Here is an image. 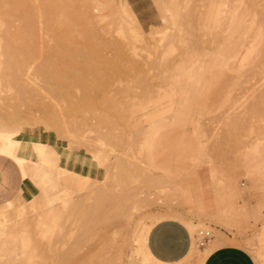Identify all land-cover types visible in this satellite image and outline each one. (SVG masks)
Here are the masks:
<instances>
[{"label":"rangeland","instance_id":"1","mask_svg":"<svg viewBox=\"0 0 264 264\" xmlns=\"http://www.w3.org/2000/svg\"><path fill=\"white\" fill-rule=\"evenodd\" d=\"M262 28L264 0H0V128L22 130L37 165L21 175L15 221H0V264H144L164 217L202 226L187 257L162 264H203L202 229L210 246L238 245L264 264ZM212 61L222 76L175 125L200 152L188 171L165 173L145 138ZM64 160L93 183L67 207L52 184ZM31 198L37 212L21 211Z\"/></svg>","mask_w":264,"mask_h":264},{"label":"crops","instance_id":"2","mask_svg":"<svg viewBox=\"0 0 264 264\" xmlns=\"http://www.w3.org/2000/svg\"><path fill=\"white\" fill-rule=\"evenodd\" d=\"M159 133L152 142L151 156L155 165L168 174H181L192 168L200 150L192 132L172 126ZM0 172L9 177L7 187L0 185V203L6 200L0 204L2 206L19 198L20 195H16L21 187V175L22 178L24 175L22 168L3 154H0ZM192 243L187 224L176 217H164L155 222L147 239L151 253L167 263H176L187 257L192 251ZM203 249H209L203 264H256L250 252L238 245L210 246L208 243Z\"/></svg>","mask_w":264,"mask_h":264},{"label":"bare ground","instance_id":"3","mask_svg":"<svg viewBox=\"0 0 264 264\" xmlns=\"http://www.w3.org/2000/svg\"><path fill=\"white\" fill-rule=\"evenodd\" d=\"M181 8H182V6H181ZM181 8H180V10L183 9V8L182 9ZM171 10H168V11H171ZM219 11H218V13H220ZM178 12L176 14H178ZM225 13L228 14V18H227L228 19V22H227L228 26L227 27L230 30L229 34L231 36V35H233V33H231L233 31L232 29L235 28L233 23L238 18L237 14H236V6H233V7L231 6L230 9L229 8L226 9ZM176 14H174V12H173V15H176ZM168 16H169V13H168ZM175 17H174V19H175ZM172 21H174V20H172ZM237 22L240 24V21H237ZM257 35H255V36H257ZM257 38L259 39V37H257ZM228 39L230 40V37ZM256 39H254V40H256ZM255 43L257 44V42H255ZM250 49H251V52H252L253 48L251 46H250ZM223 50H224V48H223ZM251 52L249 54L250 56H251ZM237 55H239V54H237ZM247 55L248 54H245L243 56V58L246 59V57L249 56V55L248 56ZM219 56H221V55L219 54ZM244 61L245 60H243V63H245ZM262 62H260L261 65H262ZM243 63L241 65H244ZM260 63H259V65H260ZM214 64H215L214 61H212L207 66H204V67L201 66V68L193 70V72H192L193 76L196 79H198L199 81L196 82L195 85H193V86L182 85V87L180 89L181 92H180V99H179L178 105H176L175 107L172 106L173 107V109H172L173 114H172V119H171L170 122L165 121L163 118H159L155 122L153 121L154 123L151 126V130L148 132V134H147V136L145 138V141H146L145 142V146H146L147 154L151 155L152 142H153V139H154V137H155V135L157 133H159L160 131L161 132L165 131V130H167V128L175 126V125H179V124H184L185 125V124H187L189 122V119L192 117L193 114H194V117H195V115H197L199 113V111L201 109V106H202L201 100L204 99V97L211 92L215 81L217 79H219L220 76H222V74H223L222 71H219L218 73H215L213 71ZM257 64H258V62H257ZM261 65H260V68L263 67V65H262V67H261ZM253 69H254V67H253ZM257 73H259V72H257ZM261 73H262L263 78H264V69L263 68L261 69ZM253 74L255 75V73H253ZM260 78H261V76H260ZM256 81L258 82L259 80L256 79ZM262 81H264V80H262ZM21 131L18 130V129L10 130V129H7V128H0V133H2L3 137H4V138L0 139V154H3L4 151H8L9 150L10 144L8 142L7 137L11 136V144L18 145V147H16L13 151H14V154L16 156V159L23 162L22 171H23V175H24L25 180H27L30 177V172H31L32 167L33 168H37V165H34V166L33 165H29L30 157H29V155L27 153L23 152L24 149H25L24 147L26 146L25 145V140L21 139V138H18L16 136V134H18V132L21 133ZM23 133L24 132H22V134ZM96 157L99 158L100 156L96 155ZM89 158L90 157H88V158L86 157L83 160V162L86 165L88 170H90L92 168L91 160ZM18 166H20V165H18ZM88 178H89L88 176H85V177L79 176V174L77 172H75V170H73L72 165L70 163H68L67 161H65V160L63 162V165H60L58 167L57 176L54 179L52 184H53L54 189L58 188L59 191L62 192L60 195H58L59 196L58 199L59 198H60V200L62 199L61 201H63V204H64L63 206L64 207H67V206H69L71 204H75L78 201V199L80 198V195H81V193L83 191L86 192L87 190L91 191L93 189V183H90V180L88 181ZM57 193H59V192H57ZM17 200L16 201H9L6 204L0 206V221L1 222H6V221L10 222L12 220L15 221L14 214H15ZM28 205L31 206L30 209L33 210V212L36 211V209H37V201H36L35 198H31L30 200H28L27 207H26L25 204H21L20 205L21 206V211H23V210L25 211V208H28ZM35 215H37V214H35ZM37 216H39V215H37ZM185 223L187 224V226H188V228L190 229L191 232H195L198 229V227L202 226L201 223H197V222L191 221V220H187V221H185ZM43 227H44V225H43ZM139 247H140V245H139ZM147 253H150V251L149 250H148V252L146 251V253L144 255V260H145L144 264H147V262L149 260H151V259H155V261H160L156 257H153V256L149 257L147 255ZM202 258H206V257H202Z\"/></svg>","mask_w":264,"mask_h":264},{"label":"snow or ice","instance_id":"4","mask_svg":"<svg viewBox=\"0 0 264 264\" xmlns=\"http://www.w3.org/2000/svg\"><path fill=\"white\" fill-rule=\"evenodd\" d=\"M262 31H264V28H262ZM2 138H4L3 134L0 133V139H2ZM7 139H8V142L10 144V148L8 151H4L3 155L6 157H9L12 161H14L16 164L20 165L22 168L23 162L16 159V156H15L14 151H13L16 147H18V145L11 144V136L7 137ZM8 183H9L8 175L3 173V172H0V185H2L3 187H7ZM137 244L140 245L141 250L144 251V249H143V244H144L143 238L137 240ZM151 264H162V262L161 261H152Z\"/></svg>","mask_w":264,"mask_h":264},{"label":"built area","instance_id":"5","mask_svg":"<svg viewBox=\"0 0 264 264\" xmlns=\"http://www.w3.org/2000/svg\"><path fill=\"white\" fill-rule=\"evenodd\" d=\"M197 237V243L200 247L206 246L211 238L213 237V233L211 230H199L196 234Z\"/></svg>","mask_w":264,"mask_h":264}]
</instances>
